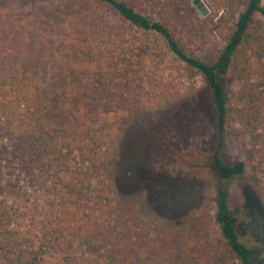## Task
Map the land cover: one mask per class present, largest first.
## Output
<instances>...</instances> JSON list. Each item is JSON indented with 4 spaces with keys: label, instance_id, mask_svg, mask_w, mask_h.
<instances>
[{
    "label": "trees",
    "instance_id": "1",
    "mask_svg": "<svg viewBox=\"0 0 264 264\" xmlns=\"http://www.w3.org/2000/svg\"><path fill=\"white\" fill-rule=\"evenodd\" d=\"M69 1L94 22L116 10L130 28L164 42L178 77L207 80L216 107V148L209 158L193 156L189 163L191 173L210 168L219 182L212 201L181 223L159 219L141 194L121 195L114 184L111 191L107 185L89 190L110 160L96 135L115 131L122 114L135 119L163 109L164 101L137 94L131 100V90L114 77L85 88L80 67L52 72L45 60L46 27L20 12L16 0H0V123L24 145L22 157L28 156L45 180L27 207L40 218L37 234L22 228L26 212L20 208L0 210V264H253L229 200L233 185L248 182L264 212L261 0H227L219 19L228 26L226 43L211 65L187 52L168 25L150 17L144 9L148 0ZM141 52L152 53L151 48ZM223 75L235 88L223 85ZM98 116L103 122L95 127L91 120ZM227 138L242 145L244 160L225 163ZM88 190L94 195L84 203Z\"/></svg>",
    "mask_w": 264,
    "mask_h": 264
},
{
    "label": "rangeland",
    "instance_id": "2",
    "mask_svg": "<svg viewBox=\"0 0 264 264\" xmlns=\"http://www.w3.org/2000/svg\"><path fill=\"white\" fill-rule=\"evenodd\" d=\"M202 1L207 15L193 6V0H148L144 9L168 25L187 52L211 65L226 43L228 26L220 25L219 19L227 0ZM16 4L20 12L46 27L45 60L52 72L80 67L78 74L85 72V88H97L114 77L121 88L131 90V100L137 94L164 101L163 109L145 111L135 119L122 114L115 131L95 136L102 140L110 160L89 190L107 185L111 191L114 184L121 195L141 194L159 219L176 223L188 220L205 201H212L218 176L210 168L191 173L189 163L193 156L209 158L216 148V107L207 80L202 75L178 77L164 42L130 28L112 8L94 22L69 0H16ZM145 48L152 53L142 54ZM220 79L235 88L227 75ZM102 122V116L91 120L95 127ZM24 151V145L11 139L0 123V210L20 208L26 212L22 228L37 234L40 218L28 213L27 207L45 180L28 156L22 157ZM222 158L230 165L242 161L244 148L227 138ZM89 190L82 195L84 203H90L94 195ZM108 196L112 200L114 193ZM229 203L253 264H264V212L254 187L248 182L233 185Z\"/></svg>",
    "mask_w": 264,
    "mask_h": 264
},
{
    "label": "water",
    "instance_id": "3",
    "mask_svg": "<svg viewBox=\"0 0 264 264\" xmlns=\"http://www.w3.org/2000/svg\"><path fill=\"white\" fill-rule=\"evenodd\" d=\"M192 4L202 15H207L208 9L202 0H193Z\"/></svg>",
    "mask_w": 264,
    "mask_h": 264
}]
</instances>
